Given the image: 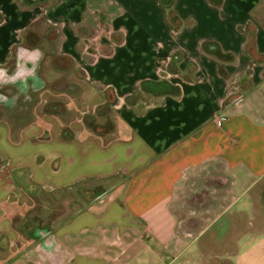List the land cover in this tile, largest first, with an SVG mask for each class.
Masks as SVG:
<instances>
[{
    "label": "crops",
    "instance_id": "1",
    "mask_svg": "<svg viewBox=\"0 0 264 264\" xmlns=\"http://www.w3.org/2000/svg\"><path fill=\"white\" fill-rule=\"evenodd\" d=\"M0 264H264V0H0Z\"/></svg>",
    "mask_w": 264,
    "mask_h": 264
},
{
    "label": "rangeland",
    "instance_id": "2",
    "mask_svg": "<svg viewBox=\"0 0 264 264\" xmlns=\"http://www.w3.org/2000/svg\"><path fill=\"white\" fill-rule=\"evenodd\" d=\"M56 43H57V40L53 39L52 42L49 43V45L47 47H45V48L43 47V48L46 49V51H48L50 53V52H52L55 49V44ZM57 64L58 63H56V61H54L53 67L54 68H58ZM65 64H66V61H63V65H61V66H64ZM41 73H43V71H41ZM46 74H47V76H46ZM46 74L45 73L42 74V76L44 78L47 77V78H45L46 86L44 87V89L47 88L48 90H51V89L55 90L54 87H56L57 83L56 84L54 83V85L49 84V82L52 81L53 74H51V73L48 74V72ZM43 84H44V82H43ZM34 85L35 84H33L31 86H29V85L28 86L27 85L21 86L20 88L24 92L23 94L21 93V94L17 95V90L16 89L14 90V93H12L10 91H7L9 96L6 94L7 95L6 97H8L10 99V101H9L10 106L11 105L16 106L15 107L16 108L15 109L16 112L21 111V112H24V114L28 113L29 116L31 115L32 111L34 110V108H35V106H36V104L38 102V98H39V96L41 94L40 90H42V89H40L38 92H35V89H38L39 85L38 86H34ZM64 86H65V83L64 82H60V87L64 88ZM58 87H59V84H58ZM9 88H13V86H10ZM86 187L88 189H90L91 191H99V189H100V187L98 188V186L96 184H91V185L86 186ZM79 190L81 191V189H79ZM79 190H78V192H77V190H75V191L71 192L70 194H67L65 192V193H62L61 195L59 194L58 197L61 198V199L68 198V199H71V200L72 199L79 200L80 199V195L83 193V192H80ZM92 193H95V192H92ZM76 207L77 206H75V204H74V208H76ZM49 211H52V210H50V208H49ZM47 214H49V213H47ZM44 222H46V221H44ZM44 230H46V229L43 228V230H42L45 233Z\"/></svg>",
    "mask_w": 264,
    "mask_h": 264
},
{
    "label": "trees",
    "instance_id": "3",
    "mask_svg": "<svg viewBox=\"0 0 264 264\" xmlns=\"http://www.w3.org/2000/svg\"><path fill=\"white\" fill-rule=\"evenodd\" d=\"M63 61H66V64L63 66V67H65V66H71V60H69V59H66V58H59V59H57L56 60V63H58L57 64V66H61V65H63ZM67 87V85L65 84V86H64V88H66ZM173 93H175V94H177L178 93V90L176 89Z\"/></svg>",
    "mask_w": 264,
    "mask_h": 264
}]
</instances>
